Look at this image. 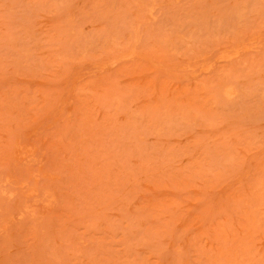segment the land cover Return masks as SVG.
I'll use <instances>...</instances> for the list:
<instances>
[{"label":"rangeland","instance_id":"1","mask_svg":"<svg viewBox=\"0 0 264 264\" xmlns=\"http://www.w3.org/2000/svg\"><path fill=\"white\" fill-rule=\"evenodd\" d=\"M0 264H264V0H0Z\"/></svg>","mask_w":264,"mask_h":264}]
</instances>
